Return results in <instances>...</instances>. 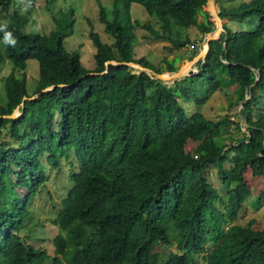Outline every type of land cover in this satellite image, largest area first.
Segmentation results:
<instances>
[{
    "label": "trees",
    "instance_id": "trees-1",
    "mask_svg": "<svg viewBox=\"0 0 264 264\" xmlns=\"http://www.w3.org/2000/svg\"><path fill=\"white\" fill-rule=\"evenodd\" d=\"M207 1L112 0L106 7L96 0L98 20L112 41L89 33L95 52L86 69L79 51L69 52L63 43L73 34L72 9L65 20L48 0L55 29L40 34L24 31L34 0H27L24 13L10 11L13 0H0L6 18L0 24L7 22L17 40L14 47L6 45L0 32V69L9 60L21 71L4 78L6 100L0 105V264H264V226L233 223L246 203L258 208L264 200V189L253 195L246 178L249 171L264 180V0L229 7L216 0L222 20L247 27L224 23L190 76L166 83L121 64L157 74L176 71L177 57L156 66L137 56L135 30L143 28L176 49L190 44L191 59L215 28L203 9ZM133 3L154 16L156 27L133 19ZM28 59L38 62L31 93ZM52 85L20 105L24 96ZM224 88L231 91L228 110L250 94L240 108L247 126L237 112L236 120L229 115L211 120L201 112ZM182 103L198 107L188 113ZM16 108L18 117H3ZM63 160L74 169L65 196L54 206L51 223L58 232L47 255L19 233L48 170ZM211 170L228 186L224 196L210 186ZM156 243L177 251L162 262L150 254Z\"/></svg>",
    "mask_w": 264,
    "mask_h": 264
},
{
    "label": "rangeland",
    "instance_id": "rangeland-1",
    "mask_svg": "<svg viewBox=\"0 0 264 264\" xmlns=\"http://www.w3.org/2000/svg\"><path fill=\"white\" fill-rule=\"evenodd\" d=\"M34 0V11L32 13V18L25 25V32H36L40 34H47L51 30L55 29V23L52 20L51 11L46 9V6L50 2L52 6V12L58 13L57 15L64 16L65 20L70 9L73 10V18L75 19L73 25V34L66 36L63 43L67 51L71 52L78 50L80 53L81 64L84 68L90 69L93 63V54L95 48L89 37L91 31L97 32L103 42L110 43L112 37L104 31V25L98 20L99 7L96 0ZM52 1V3H51ZM103 5L110 7L112 0H100ZM243 0H221L219 3L222 6H232L238 5ZM54 6V8H53ZM28 8L27 0H13V4L10 11L18 10L24 13ZM216 8L219 10L218 4L216 3ZM205 11H209L208 3L203 7ZM131 15L133 19L142 23H151L154 27L155 18L154 16H149L144 10L143 6L140 4H134L131 8ZM63 18V19H64ZM0 19L5 20L6 18L3 14L0 15ZM197 19L202 20V15L198 14ZM228 23V25L233 28H244L247 24H234L230 20H223V24ZM215 26V23H214ZM215 29V28H214ZM136 33V44L135 52L137 56H144L148 61L156 66L164 65L163 59H174L175 66L177 70H184V73L190 71L188 65L191 64L192 70L196 72L198 70L199 62L202 60L203 56L199 57L205 46V37H203L200 44H198V54L189 59L190 53L193 49L188 44V46L183 49L173 48L169 42L154 40L148 36L149 32L143 28H137ZM196 33V30L192 29V36ZM150 35V34H149ZM3 41H0V50L3 53ZM176 70V71H177ZM26 72V87L28 93L32 92L35 86V81L38 77V62L35 59L27 60ZM131 72H139L138 68L131 67ZM14 73L16 76H20L21 71L18 69H13L12 64L9 60H6L0 69V105L4 104L6 100L5 89H4V78L9 74ZM173 80V77L167 80H163L168 83ZM231 101V91L228 89H221L214 92L211 97L200 106L201 112L211 120H217L225 115L230 116V120H236L233 116L237 112V106L228 110L227 106ZM182 102V101H181ZM183 107L188 113H192L197 109V105L191 103H182ZM16 115H20L19 108L14 110ZM245 126V125H244ZM233 129V126L231 127ZM245 129V127H243ZM235 135L240 136V133ZM193 146V142L188 140L185 144V149L190 150ZM71 166L68 165L66 161H62L61 166L58 169L48 170V180L44 187H41L38 194L33 198L30 204V215L24 221L20 236H22L27 242H30L35 247L41 245L42 249L45 250L47 255H52L53 245L51 239L58 232L56 226L51 223V220L55 217L54 206L60 204L61 199L65 196L68 186L69 179L68 175L71 171ZM74 169V167L72 168ZM246 178L251 186L252 194H258L262 189H264V180L260 177H254L250 175L247 171ZM209 184L213 188H216L219 193L224 196L228 190V186L221 184L218 176L215 175L214 170H211L209 175ZM257 227L264 226V200H262L260 206L256 208L250 203H246L240 210L237 217L233 220L236 224H246L249 222ZM176 246H166L162 243L153 244L150 248V254H157L162 262H165L171 252H176ZM47 258H49L47 256Z\"/></svg>",
    "mask_w": 264,
    "mask_h": 264
},
{
    "label": "water",
    "instance_id": "water-1",
    "mask_svg": "<svg viewBox=\"0 0 264 264\" xmlns=\"http://www.w3.org/2000/svg\"><path fill=\"white\" fill-rule=\"evenodd\" d=\"M207 3H208V7H209V13H210V15L212 16V19H213V21H214V23H215V29L212 30V31H210V32H208V33L205 35V36H206V37H205V46H204L202 52L199 54V57L203 56V58L205 57V55H206L207 52H208L209 41H210V40H213V39H218L219 36H220V34H221V32L224 31V29H223V20L219 17V10L216 8V0H208ZM217 21H219V24L217 23ZM214 33H216V34L213 35ZM224 46H225V44H224ZM110 63H114V64H115L114 61H107V62H106V65H108V64H110ZM121 64H126V65H128V66H130V67L138 68V69H139V72H137V73L144 72V73H146L147 75H149L151 78H153V79H159V80H162V81H163V80H167V79L163 78V76H162L163 74H169V78H168V79H170L171 77H173V80H174V79H178V78H181V77H184V76H190V75H192V74L195 73L193 70H191L189 73H186V74H180L179 71L177 70V71H174V72H163V73L157 74V73L153 72V71L150 70V69H147V68H145V67H143V66H141V65H139V64H135V63H132V62H123V63H121ZM104 72H106V71H104ZM89 74H92V73H89ZM53 87H54V85L49 86V87H46V88L42 89V90H41L37 95H35V96H31V97L24 96V97L22 98V102H21L20 105L23 106V105H24V102H25L26 100H32V99H35L39 94H41V93L44 92V91L50 90V89H52ZM249 93H250V91H249ZM249 97H250V94H249V95H248L243 101L239 102V104H238V106H237V114H238V116L240 117L241 122H242L245 126H247V123H246L244 117H243V116L241 115V113H240V108H241V104H242V102L247 101V100L249 99ZM3 117H6V118H8V117H9V118H13V117H18V115H16V113H14V111H13L10 115H3Z\"/></svg>",
    "mask_w": 264,
    "mask_h": 264
},
{
    "label": "clouds",
    "instance_id": "clouds-1",
    "mask_svg": "<svg viewBox=\"0 0 264 264\" xmlns=\"http://www.w3.org/2000/svg\"><path fill=\"white\" fill-rule=\"evenodd\" d=\"M8 28V23L5 22L3 24H0V32L4 33L3 40L6 45L15 46L17 43V40L13 37V34L11 31L6 30Z\"/></svg>",
    "mask_w": 264,
    "mask_h": 264
},
{
    "label": "bare ground",
    "instance_id": "bare-ground-1",
    "mask_svg": "<svg viewBox=\"0 0 264 264\" xmlns=\"http://www.w3.org/2000/svg\"><path fill=\"white\" fill-rule=\"evenodd\" d=\"M217 23L219 24V21H217ZM215 34H216V33H214L213 35H215ZM188 67H189V69H190V71H191V70H192L191 64H189ZM190 71H189V72H190ZM189 72H187V73H189ZM179 73H180V74H186V73H184V70H181V71L179 70ZM162 76H163V78H165V79H168V78H169V74H163Z\"/></svg>",
    "mask_w": 264,
    "mask_h": 264
},
{
    "label": "crops",
    "instance_id": "crops-1",
    "mask_svg": "<svg viewBox=\"0 0 264 264\" xmlns=\"http://www.w3.org/2000/svg\"><path fill=\"white\" fill-rule=\"evenodd\" d=\"M135 3H133L132 5H131V8H132V6L134 5Z\"/></svg>",
    "mask_w": 264,
    "mask_h": 264
}]
</instances>
